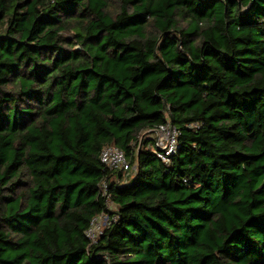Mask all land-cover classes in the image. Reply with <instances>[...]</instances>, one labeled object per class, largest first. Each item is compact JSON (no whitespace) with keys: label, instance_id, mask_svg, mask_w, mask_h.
<instances>
[{"label":"trees","instance_id":"obj_1","mask_svg":"<svg viewBox=\"0 0 264 264\" xmlns=\"http://www.w3.org/2000/svg\"><path fill=\"white\" fill-rule=\"evenodd\" d=\"M0 264H264V0H0Z\"/></svg>","mask_w":264,"mask_h":264},{"label":"built area","instance_id":"obj_2","mask_svg":"<svg viewBox=\"0 0 264 264\" xmlns=\"http://www.w3.org/2000/svg\"><path fill=\"white\" fill-rule=\"evenodd\" d=\"M154 136V148L158 157L169 162L170 156L174 154L179 146V130L167 120L159 127L149 130ZM101 160L111 169H120L128 174H134L136 168H132L123 150L116 146H107L101 152ZM107 218L106 221H102ZM110 216L102 214L92 221L91 226L86 231V235L92 242H96L103 233L105 227L110 224Z\"/></svg>","mask_w":264,"mask_h":264},{"label":"rangeland","instance_id":"obj_3","mask_svg":"<svg viewBox=\"0 0 264 264\" xmlns=\"http://www.w3.org/2000/svg\"><path fill=\"white\" fill-rule=\"evenodd\" d=\"M108 208L111 210V211H115V205L112 203V202H109V205H108ZM106 217H105V219H103L102 221L104 222V221H106Z\"/></svg>","mask_w":264,"mask_h":264}]
</instances>
